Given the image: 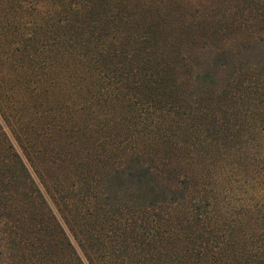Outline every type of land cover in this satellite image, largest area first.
<instances>
[{"label":"trees","instance_id":"1","mask_svg":"<svg viewBox=\"0 0 264 264\" xmlns=\"http://www.w3.org/2000/svg\"><path fill=\"white\" fill-rule=\"evenodd\" d=\"M0 3L122 144L80 184L91 264H264V0ZM0 264H84L1 123Z\"/></svg>","mask_w":264,"mask_h":264},{"label":"rangeland","instance_id":"2","mask_svg":"<svg viewBox=\"0 0 264 264\" xmlns=\"http://www.w3.org/2000/svg\"><path fill=\"white\" fill-rule=\"evenodd\" d=\"M3 5L0 3V7ZM29 11L24 7L18 28L14 22L5 21L9 16L11 20L9 9L4 12L6 18L0 15V123L84 264H91L86 254L95 245L84 239L90 223L86 220L82 225L89 212L80 184L105 162L107 154H118L116 144H122L114 139V144L112 140L103 142L101 130L96 131L90 124L103 117L97 113V119H92L83 105L80 108L77 104L75 98L79 95L71 81V71L64 69V82L57 80L58 63L49 55L53 53L51 41L43 38L48 43H42L35 22L40 18L39 11ZM31 37L37 38L35 46L29 41ZM45 57L46 61L42 60ZM113 132L119 134L118 130ZM234 185L233 204L239 206L246 186L237 181ZM248 186L257 189L256 184Z\"/></svg>","mask_w":264,"mask_h":264}]
</instances>
